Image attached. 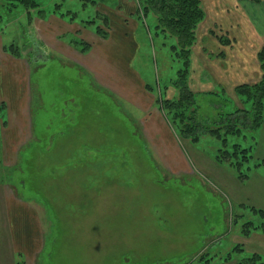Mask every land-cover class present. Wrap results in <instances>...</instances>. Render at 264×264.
I'll use <instances>...</instances> for the list:
<instances>
[{
  "label": "rangeland",
  "instance_id": "1",
  "mask_svg": "<svg viewBox=\"0 0 264 264\" xmlns=\"http://www.w3.org/2000/svg\"><path fill=\"white\" fill-rule=\"evenodd\" d=\"M48 1L50 9L58 2L63 11H77L75 21L82 26L94 20L86 27L92 31L103 25L90 2ZM253 1L248 12L239 0L205 1L212 17L199 24L194 45L204 64L192 58L188 79L196 105L185 114L195 108L209 129L218 125L213 118L221 111L244 108L237 85L261 79L260 61L252 60L256 48L251 54L248 43L257 37L251 21L264 0ZM3 2L0 187L15 190L39 213L46 244L29 264H251L247 257L254 253L264 262V230L242 233L246 221L264 223V119L247 137H236L254 155L241 167L249 177L240 179L228 162L216 160L221 141L181 138L168 112L160 110L158 99L181 98L182 61L173 47L176 38L156 29L155 17L147 20L141 12L144 20L138 18L142 49L135 64L159 108L146 111L101 84L78 58L54 48L61 39L86 55L73 41L80 37L74 31L59 35L65 24L58 29L57 22L29 17L17 7L9 11ZM6 90L16 91L17 108ZM11 110L26 124L25 141L5 155L3 127ZM2 211L0 261L10 251Z\"/></svg>",
  "mask_w": 264,
  "mask_h": 264
},
{
  "label": "crops",
  "instance_id": "2",
  "mask_svg": "<svg viewBox=\"0 0 264 264\" xmlns=\"http://www.w3.org/2000/svg\"><path fill=\"white\" fill-rule=\"evenodd\" d=\"M97 4L95 7H98L95 12H101L104 15L108 16L110 26V35L107 38L99 37L92 31L91 29H86L89 33L88 37H84L88 40H92L91 48L86 52V55H81L74 49L71 45L65 43L60 39L61 42H58L56 45L54 44V48L59 52L68 53L74 58H78L79 62L85 64L91 71H95L97 74V79L101 84L108 87L114 92L119 93L123 98L127 99V101L133 103L136 107H142L144 110H153L159 109L155 105V96L151 90H149V83L142 77V74L137 70L135 61L137 59L138 53L142 49V44L139 39L140 34L138 33L139 28L141 30V21L136 19L135 11L137 9V1L136 0H96ZM206 0H202V4L205 9V20L206 18L212 17L210 11H212V7L208 5ZM221 1V0H217ZM242 4H245L246 11H251L249 5L254 1L249 0H239ZM215 2V0H214ZM217 3V5L219 4ZM57 3V2H56ZM259 3V2H258ZM258 3H255L256 5ZM254 4V3H253ZM264 3L260 2L258 5L262 6V9L256 8L255 10H260L258 16H256V20L254 23L251 21L252 30L257 37H255L254 42L249 41L250 44V53L252 54L253 48H256L255 58L252 60L259 62L257 53L258 50L264 43ZM226 4H221L220 7L225 9ZM217 7V6H214ZM210 8V10H209ZM218 8V7H217ZM242 10V8L240 9ZM253 10V11H255ZM75 11V10H74ZM77 12V11H75ZM94 12V13H95ZM216 12V11H214ZM78 15V12H77ZM207 16V17H206ZM38 18H41L38 16ZM77 19V17H76ZM75 19V20H76ZM69 21L63 17H60L54 12H50L47 14L43 21L44 22H57L56 27L58 25L59 28H63L64 24L67 28L61 32L59 35H63L65 33H71L75 31L77 27L79 31L82 25L76 21ZM219 21L218 16L215 19ZM84 21V20H83ZM82 21V23H83ZM258 23H257V22ZM63 23V25H62ZM246 21L242 22V26L244 27ZM241 22L239 23V29ZM77 26V27H76ZM258 26V27H257ZM248 27V26H246ZM83 28V27H82ZM94 32V33H93ZM85 34V33H84ZM94 34V35H90ZM56 34H53L54 36ZM81 36L82 33H81ZM241 36V34L239 35ZM245 37V36H244ZM208 38L204 36L202 39ZM256 39H259L256 40ZM258 41V42H257ZM259 44V48L254 45ZM247 44V45H248ZM53 47V46H52ZM198 52L195 50L193 46V56L192 58L195 60V63L200 67L203 63L200 56L197 54ZM207 61H210L209 57H207ZM16 62H14L13 67H17ZM204 64V63H203ZM12 65V63H6L5 66ZM4 66V65H3ZM242 66V65H241ZM99 67V68H98ZM202 67V66H201ZM97 68V69H96ZM2 69H0V95L2 96ZM16 91L6 90V95L10 94L11 105L13 103L14 108H17V96L15 95ZM5 95V97H6ZM137 103H140L139 106ZM157 104V103H156ZM155 106V107H154ZM141 109V108H139ZM160 115V111L156 112ZM7 124V123H6ZM3 127L4 135L5 132L8 134L7 138L5 137L4 149L6 150L5 155L11 150L18 149L20 145H22L25 141L26 132V124L22 121L18 120L16 110H11L9 117V125ZM8 151V152H7ZM4 189V188H3ZM0 209H3L2 214L5 216V224L8 230V239L6 241L7 247L10 249L8 255L1 259L0 264H29L33 262L35 259L37 260L36 255L41 252L46 244V240L43 237L42 233V224L39 221V213L35 214L36 209L27 203L26 201L21 200L15 190H2L0 187ZM34 216L35 219H34ZM39 219H38V218ZM7 221V223H6ZM25 262V263H24Z\"/></svg>",
  "mask_w": 264,
  "mask_h": 264
},
{
  "label": "trees",
  "instance_id": "3",
  "mask_svg": "<svg viewBox=\"0 0 264 264\" xmlns=\"http://www.w3.org/2000/svg\"><path fill=\"white\" fill-rule=\"evenodd\" d=\"M4 6H9V11L17 7L20 11H25L29 17L33 14L39 17H45L50 12H54L60 17L74 21L77 12L74 10L63 11L61 3H54L53 8H49L48 0H2ZM86 3L90 2L96 5V0H85ZM85 3V5H87ZM2 6V5H1ZM145 19L152 16L156 18V29L164 33L166 36H174L176 38L173 45L178 55L181 56V67L178 69L177 86L181 89V98L178 101L171 99H158L157 103L160 110L164 113L168 112L169 121L178 131L183 139H189L197 142L203 136L215 137L221 141L218 147L215 158L219 163L228 162L233 169L238 171L240 179L248 178L249 174L244 173L241 167L250 161L254 155L251 153V146H245L239 142L236 137H247L248 130H254L260 126L264 117L262 115L263 100H264V44L259 49L257 56L261 64L262 76L258 82L249 84L243 83L236 86V93L241 97V102L244 108L235 109L231 113L225 110L221 111L218 116H215L214 121L218 123L215 127H209L204 122L199 121L195 117V108L192 112L193 115L185 114L188 110L195 106V94L189 86L188 73L192 63L193 46L195 45L197 37V28L199 24L205 19V10L203 8L202 0H138L135 17ZM1 15V14H0ZM97 16H102L103 25H98L95 29L99 37L107 38L110 35V22L108 16L101 12H97ZM95 15V18H96ZM18 16V15H17ZM94 20L87 19L83 21L82 26L87 29V24L92 23ZM147 27L149 23L147 21ZM74 31L76 35L80 36L73 39L75 43L81 45L82 51H88L92 43L88 39L81 36L82 29ZM222 40V39H221ZM11 45V49H14ZM6 50L9 47H5ZM10 49V50H11ZM14 51V50H13ZM19 53H16L18 55ZM149 90L152 89L148 85ZM224 94L226 92L223 91ZM250 106L247 108L248 105ZM255 124H254V123ZM252 127V128H250ZM208 133V134H207ZM234 139V140H233ZM261 163L258 162L257 166ZM249 168V167H248ZM264 213V211H262ZM252 221H246L243 224L245 230L242 231L244 235H249L253 230H264V223L259 225H252ZM251 264H264L261 261L262 256L254 253L247 257ZM259 262V263H258Z\"/></svg>",
  "mask_w": 264,
  "mask_h": 264
}]
</instances>
